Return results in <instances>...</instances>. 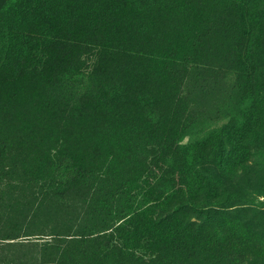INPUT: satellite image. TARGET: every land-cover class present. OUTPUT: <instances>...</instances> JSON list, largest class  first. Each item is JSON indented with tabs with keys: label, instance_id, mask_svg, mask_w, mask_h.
<instances>
[{
	"label": "rangeland",
	"instance_id": "374dc122",
	"mask_svg": "<svg viewBox=\"0 0 264 264\" xmlns=\"http://www.w3.org/2000/svg\"><path fill=\"white\" fill-rule=\"evenodd\" d=\"M8 4L0 0V23L14 20L0 32V264H264V0ZM37 25L52 56L19 61L9 47ZM54 169L67 175L57 189L41 177ZM185 182L200 203L185 191L187 207L166 217ZM144 184L173 189L140 219V232L160 236L155 257L126 252L118 236L128 204L155 194ZM188 218L247 238L243 255L217 254L186 230ZM66 223L74 238L52 234Z\"/></svg>",
	"mask_w": 264,
	"mask_h": 264
},
{
	"label": "trees",
	"instance_id": "16d2710c",
	"mask_svg": "<svg viewBox=\"0 0 264 264\" xmlns=\"http://www.w3.org/2000/svg\"><path fill=\"white\" fill-rule=\"evenodd\" d=\"M9 4H8V9L11 8L12 10L14 8H16L19 3L20 0H8ZM10 5V6H9ZM14 11V10H13ZM52 14V13H51ZM14 22L11 20H6V23H0V32L2 30V26H5L6 28H12L9 24ZM41 23V22H40ZM14 24V23H13ZM46 37L47 36V32H45L43 30V28L39 25L35 26L31 31H29V33L24 34V36L21 37V44H15V45H10L11 47L10 50L13 53V57H16L17 59L22 60L23 56H25V62H36L38 58V52L40 53H45L47 55L52 56V52L50 51V46H51V41L48 40ZM1 43V41H0ZM7 48H5V45H1L0 44V55L2 53V51H6ZM240 57H236L235 59H233V62L231 64V67L233 68H239L240 67ZM223 128V127H222ZM221 130L222 131H226V129H228L227 125H225V127ZM198 142V141H197ZM197 142H193L191 143L188 147L191 148L194 145L202 147L205 146L204 144L201 143H197ZM210 146V145H209ZM197 150H204L202 148H199ZM63 170H68V168H65ZM70 170V169H69ZM74 173V172H73ZM41 177L46 178L48 177V186L53 188L54 187L57 189L58 185L62 184L63 180L67 178V175L65 174L64 171L62 170H49L48 173L43 174ZM51 182H53L51 184ZM156 184V183H155ZM186 184V185H185ZM185 184H182V186L180 187L181 191V201L177 202L176 204L174 203V210L171 212V214L167 215L166 217L171 218L172 216H174V214L181 210L182 208H186L187 205L185 203L186 200L183 194L186 192L189 193L190 195V201L192 203V205H197L198 203H200L199 201H201L202 199V194L198 191V190H193L192 191V186L188 185L186 182ZM68 186V185H67ZM139 187L138 185L136 186H132V187H128L127 191H136L138 190ZM136 188V189H135ZM196 188V186H195ZM54 189V188H53ZM140 189H144L143 191V195L147 196V195H152L149 198H147L146 201V205L145 206H141L138 207L136 209H133L132 204H128L129 207V211H132V214H130L129 217H127V225L129 227L128 228V232H123V235L121 233H119V237L122 240V243L125 245L124 247L126 249H124L126 252H130V250H138L141 249L142 247H145L147 250H149L153 257L156 256V253L158 252V244L160 242V236L156 233H144L143 231L140 232V219L142 217L143 212L147 209V208H154V207H161L164 206V201H161V198H165L166 197V193L168 195L171 194V192L173 191V189L171 190H167L166 192H163L161 194V189L159 188L158 190H155V188H153V184L149 185V184H144L143 186L140 185ZM197 189V188H196ZM197 191V192H196ZM176 192V191H175ZM57 193V192H55ZM148 197V196H147ZM146 200V199H145ZM129 203V202H128ZM169 204H171L172 202L169 201ZM133 209V210H132ZM118 210H115V212ZM121 211H125V210H119L116 213H119ZM128 211V210H127ZM88 219H89V215H88ZM138 219V221H136ZM90 221H92V219H89ZM131 222V224H130ZM186 222H188V224H186V226L184 225V227L186 228V230H190L191 232L194 233L195 237L197 239H203L206 245H208L209 247L213 248L214 251L219 254V255H223L226 252L231 251L232 249L236 248L235 251H237L236 255L238 257H241L243 255V251H238L240 250L239 247L244 248L243 243H245L247 240L244 239V237H237L235 236V232H230V230L228 228H223L221 226H218L216 224V221H212V220H204L202 222H198L195 220H190L189 218L186 219ZM118 225H115V230H118V232H120V228H118ZM65 226L67 227V230H65V232H52V234H57L58 236L63 235L64 239H72L74 237H69L67 238L70 234V230H71V225L69 224H65ZM219 228H222L224 231H220ZM124 230V229H123ZM122 236H121V235ZM240 234V233H237ZM101 238V237H99ZM161 242H162V236H161ZM238 259H236V263Z\"/></svg>",
	"mask_w": 264,
	"mask_h": 264
}]
</instances>
